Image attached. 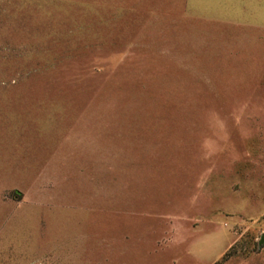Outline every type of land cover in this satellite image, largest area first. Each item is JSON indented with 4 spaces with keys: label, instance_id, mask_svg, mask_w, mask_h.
<instances>
[{
    "label": "rangeland",
    "instance_id": "obj_1",
    "mask_svg": "<svg viewBox=\"0 0 264 264\" xmlns=\"http://www.w3.org/2000/svg\"><path fill=\"white\" fill-rule=\"evenodd\" d=\"M0 264H264V0H0Z\"/></svg>",
    "mask_w": 264,
    "mask_h": 264
},
{
    "label": "water",
    "instance_id": "obj_2",
    "mask_svg": "<svg viewBox=\"0 0 264 264\" xmlns=\"http://www.w3.org/2000/svg\"><path fill=\"white\" fill-rule=\"evenodd\" d=\"M259 242H261V240Z\"/></svg>",
    "mask_w": 264,
    "mask_h": 264
}]
</instances>
